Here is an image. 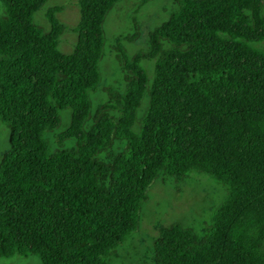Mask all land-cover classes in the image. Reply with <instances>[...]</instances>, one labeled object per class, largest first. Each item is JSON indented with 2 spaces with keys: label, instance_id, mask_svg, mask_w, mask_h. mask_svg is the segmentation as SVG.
Wrapping results in <instances>:
<instances>
[{
  "label": "trees",
  "instance_id": "trees-1",
  "mask_svg": "<svg viewBox=\"0 0 264 264\" xmlns=\"http://www.w3.org/2000/svg\"><path fill=\"white\" fill-rule=\"evenodd\" d=\"M48 1L0 0L9 145L0 159V259L109 264L137 232L160 176L198 172L225 199L200 239L178 224L159 229L153 264H264V0H174L146 50L115 47L124 86L107 89L94 110L105 22L123 0H79L68 54L59 50L60 7L46 9L47 30L35 22ZM66 110L69 125L58 132ZM56 132L58 147L48 138Z\"/></svg>",
  "mask_w": 264,
  "mask_h": 264
},
{
  "label": "rangeland",
  "instance_id": "rangeland-1",
  "mask_svg": "<svg viewBox=\"0 0 264 264\" xmlns=\"http://www.w3.org/2000/svg\"><path fill=\"white\" fill-rule=\"evenodd\" d=\"M78 1L49 0L35 15V22L47 30L46 9L54 6L62 9L56 17L65 29L59 41V50L65 54L72 51L77 40L74 30L80 18ZM175 9L174 0H154L150 3H144L143 0H123L114 8L105 22L106 44L100 65L101 82L97 91L91 94L93 110L106 100L107 89H121L124 86L123 71L115 59V47L122 46L128 55L146 50L149 33ZM262 13L264 16V4ZM2 15L3 8L0 3V16ZM135 29L137 38L127 42L126 39L135 34ZM257 47L264 50V42ZM144 64L148 76L152 77L153 63ZM145 109L144 102L139 109V122ZM69 116L70 110L62 112V123L58 132L68 127ZM58 132L48 137L54 147H58L56 137ZM64 147L70 149L73 144L68 142ZM8 148V131L0 122V159ZM225 196L224 187L198 172H191L187 179L181 181L161 175L149 189L147 200L141 207L137 232L111 254L109 264H153L152 243L157 237L158 230L175 224L191 229L198 239L202 238L212 215L222 204ZM0 264L40 263L33 256L27 258L15 256L9 260L0 259Z\"/></svg>",
  "mask_w": 264,
  "mask_h": 264
}]
</instances>
